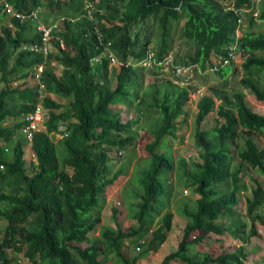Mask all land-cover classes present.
Returning a JSON list of instances; mask_svg holds the SVG:
<instances>
[{"label": "trees", "instance_id": "obj_1", "mask_svg": "<svg viewBox=\"0 0 264 264\" xmlns=\"http://www.w3.org/2000/svg\"><path fill=\"white\" fill-rule=\"evenodd\" d=\"M93 1L0 0V21L10 20L0 27V217L6 222L0 236V264H11L17 254L35 264H138L139 257L162 244L171 228L174 213L168 210L172 198L169 175L173 170L181 187L197 196L194 208L184 204V219L177 222L183 225L181 238L159 264H244L243 243L258 235L257 224L264 226V211L260 210H264V184L257 176H250L253 185L251 195L245 197L246 212L237 208L241 191L247 189L244 176L250 170L264 172V148L250 137L254 132L264 133V114L250 109L244 90L227 91L225 68L232 64L221 66L214 71L221 83L207 86L209 94L196 102L194 143L200 161L180 157L174 164L158 149L165 137L177 136V117L184 113L193 89L175 84L171 77L145 84V76L162 73L158 66H123L116 72L102 54L86 5L92 2L101 9V13L93 11L97 30L124 62L140 60L150 43L155 58L160 59L181 39L188 47L181 62L205 69L213 64L209 60L212 54L226 57L235 44L242 57L238 65L241 86L264 105V33L254 28L257 21H264V0H233L231 7L219 0ZM37 7L64 17V24L53 32V49L45 57L32 49L40 45L36 23L20 22L15 16ZM237 10L247 22L239 38L235 35ZM170 19L177 23L184 19L175 35L167 28ZM96 55L100 58L95 62L91 58ZM42 63L37 83L10 85L34 77L32 69ZM40 82L47 92L41 97ZM132 102L142 115L151 110L149 128L140 125L138 114L123 120L114 109L124 104L132 107ZM37 103L45 111L43 127L28 142L21 131L24 116ZM214 108V125L202 129V121ZM59 125L64 126L62 136L54 140ZM134 127L147 129L151 139L143 148L147 165L135 170L139 188L131 208L125 207L129 220L121 225L124 209L112 205L114 227L102 224L98 235L90 236L101 223L107 188H114L126 173L125 165L113 170V164L133 145ZM26 144L33 157L28 166ZM151 225L154 228L148 230ZM225 231L242 245L215 255L204 249L207 238ZM133 240L139 245L131 258L128 242ZM210 247L222 249L223 242L216 237Z\"/></svg>", "mask_w": 264, "mask_h": 264}, {"label": "rangeland", "instance_id": "obj_2", "mask_svg": "<svg viewBox=\"0 0 264 264\" xmlns=\"http://www.w3.org/2000/svg\"><path fill=\"white\" fill-rule=\"evenodd\" d=\"M219 1L222 3V5L226 7H229V6L231 7L232 2H233V0H219ZM254 1L257 2L256 0ZM254 7H256V5H254ZM46 11H47V18L49 16H52L50 15V10L47 7H46ZM44 14L42 15L43 18H44ZM43 18H41L40 20L41 22L44 23ZM51 18H55V16ZM8 22H10V20L0 21V27L3 24L8 23ZM183 22H184V19H181L178 23L176 22V20L170 19L168 21L167 28L174 30L173 35H175L176 34L175 29L180 28ZM246 26H247V22L245 21V23L243 22L241 29L246 28ZM254 28L257 31L264 33V21H257ZM175 42H177L178 44H176V47L173 50L180 52L181 55L183 56H186L187 55V44L183 42V40L181 39L175 40ZM150 45L152 48L153 43H150ZM241 61H242L241 54L238 53L237 57L234 59V61H232L234 67L235 65H237L236 70H238V72H236V74L231 72L232 71L231 68L230 69L229 67L225 68L226 69L225 75L226 76L228 75L227 76L228 83L226 85L227 91L231 93L233 90H238V89L244 90L246 93L245 101L247 105L250 107V109H252L255 112L264 114V105H262L261 102L256 101L255 98L248 92V90L241 86L239 79L241 78L242 73L238 68V64H240ZM161 74L163 76H168L165 73H161ZM172 76H173V78L171 77L172 81L175 84L176 83L180 84L179 79L175 81V79L179 77H177L175 74H172ZM188 76H189V84L194 90L195 95L191 94L190 101H188L187 104L184 106V113L177 117V127L178 128L175 132L177 136L176 137H172V136L165 137L164 138L165 144L161 148L158 149V151H165L168 157L170 158V160L174 164L177 163L180 157H184L185 159L189 161L188 157L191 156V157H194V159L200 161V150L198 147H196L194 143L195 116L197 112L196 101L200 98L201 95L209 94L207 90V86L213 83L220 84L222 81L215 73L211 71L203 72L202 70L198 68L192 69V71L190 72V74H188ZM12 82L10 83L11 86H13ZM33 84H34V80L30 79V80H27L26 86L29 87ZM1 86H2V83L0 82V87ZM217 103H218V100L216 101V104ZM131 108H134V111H131L128 109L121 110L117 106H114V109H118L119 114L122 116L123 120H127L128 118H131V117L133 118L135 117V113L136 114L139 113L138 106L136 104L133 103V106ZM215 110H216L215 108L211 110L207 114L205 119L202 121L201 123L202 129H210L214 125L215 123L214 117L216 115ZM148 112H149L148 115L147 114L142 115V121L144 122V125L146 128H149V125L152 121L151 110H148ZM156 119H157L156 123L157 122L159 123L160 116L157 115ZM153 123H154V120H153ZM140 125H141V119H140ZM42 127L43 126H41V128ZM135 128L137 129V136L135 137L133 145L127 148L126 150H124L120 154V158H121L120 162L115 161L113 164V170L117 169V167L120 166L121 164L125 165L126 173L124 174V176L120 177L115 187L114 188L112 187L113 189L107 188L106 203L104 204L102 212H101V223L98 224L93 230L89 232L90 236H97L100 231V226L102 224L114 227V223L110 215L112 205H119L122 209H124L121 215L122 219L120 220L121 225L123 223L125 224V221L129 220L128 214H127L128 210H126L125 207H130L129 205L133 201H136V199H134L135 197L134 193L136 189L139 188V185H138L139 174L136 173L135 170L137 167L143 168L147 165L148 154L146 155V152L143 148H144L145 142L151 139V135L148 134L147 129H144L143 127H140V128L134 127V129ZM250 137L255 141V143L258 145L259 148H264V133L254 132L250 134ZM53 138L54 140H57V138H59V135L56 134V136ZM12 141L14 142L15 139H13ZM12 141L10 142V146H12ZM238 142H239V145L243 146V139H239ZM4 146H7V145H4ZM7 155L8 157L11 156L10 153ZM234 157H235V160H237L235 151H234ZM24 159H25L27 166L31 163V159H33L32 153L27 144L25 146ZM251 175L257 176L264 184V172L260 173V172L250 170L248 171V175L244 176L243 179H244L247 189L241 191L242 193L239 197L238 206H237L238 211L241 213L246 212L245 197L251 195L250 189L252 188V185H253V181L250 178ZM161 179L163 180L164 176H162ZM169 180L172 184V198L168 205V210L174 213L172 217V224H171L172 229L170 228L169 232H167L166 234L167 240H164L162 242V245H160L156 250H153L150 253H148L150 258L143 260L142 259L143 256L139 257L137 260V263L158 264L159 259H160V253L168 252L166 248H168L169 243H172V244L173 242L177 243L181 238L182 234L178 232H181L183 225H179L177 224V222L180 221L181 219H184V216L181 214V210L184 207V204L188 203L191 208H194L195 206L194 197L197 196V194L191 193L189 188H187L188 189L187 190L181 187V184H180L181 181L179 180L176 174V170H173L171 172V174L169 175ZM260 210L264 211L263 209H260ZM220 219L224 220L225 218H223V216H220ZM245 220L247 221L248 225L251 223L248 218H246ZM5 225H6L5 220L0 217V236L2 235ZM153 228L154 226L151 225L148 228V230H151ZM257 230H258V235L251 236L245 243H243L244 251L246 253L245 258L243 259L244 264H264V226L257 224ZM210 237L207 238V240H205L203 247L206 250H211V253L214 255L220 253L223 250L224 251L233 250L238 245H242L238 239H233L227 231H225L221 235L215 236L214 234H212V236ZM216 237H219L222 240L223 242L222 249H217V248H212V247L209 248L210 244L214 241V238ZM138 243L139 242L135 240H133L132 242L131 241L128 242L129 254L131 258L138 253V250H137V245H139ZM19 257H20L19 255H16L13 258L12 263H15V260H21V259H17ZM17 264H23V263H17ZM174 264H178V263H174Z\"/></svg>", "mask_w": 264, "mask_h": 264}, {"label": "built area", "instance_id": "obj_3", "mask_svg": "<svg viewBox=\"0 0 264 264\" xmlns=\"http://www.w3.org/2000/svg\"><path fill=\"white\" fill-rule=\"evenodd\" d=\"M254 1V0H253ZM258 1V0H256ZM87 7V16L90 19V21L94 25L95 32L96 34V39H98V44L102 47V54L108 58L110 65L115 66V67H121V66H127L130 62H124L119 60L114 52L111 49V42H103L101 33L98 32L97 30V19L93 16L92 12L93 9L95 8L93 3L90 2L86 5ZM6 9H11L10 6L6 4L5 6ZM37 13L38 9H34L30 11L27 14L23 13H16L15 16L20 19L21 21L30 18V19H37ZM38 29L40 30L41 38H40V45H34L32 49L34 50H40L42 53L47 54L49 52L50 46V38L52 35V27H47V26H42L41 24H38ZM61 47H63V44H61ZM100 58V56L96 55L91 58L93 61H97ZM138 63H141L142 65L148 67V68H153L158 66L157 68L161 71L170 73V74H175L177 77H183L184 74L189 71L191 65L185 66L182 64H176L173 60L172 54H167L164 57L160 59H156L153 55V52L151 51L150 48L147 49L145 56L141 61ZM51 65L54 66L55 63L51 62ZM43 71V66L38 65L37 67L34 68V78L37 80L39 79V75ZM14 84H18V82L14 81ZM39 91H40V97L46 95V90L44 88V85L40 82L39 83ZM45 111L40 105V103H37L33 110L29 111L28 113L25 114L24 118L26 121L25 126L22 128V132L25 134L26 140L30 142L32 138V134L35 130H38L41 128V123L44 117ZM64 129L63 125H59L58 127V133L59 138L62 136L61 132ZM4 150L7 151L8 147L4 146ZM3 165H0L2 167Z\"/></svg>", "mask_w": 264, "mask_h": 264}, {"label": "clouds", "instance_id": "obj_4", "mask_svg": "<svg viewBox=\"0 0 264 264\" xmlns=\"http://www.w3.org/2000/svg\"><path fill=\"white\" fill-rule=\"evenodd\" d=\"M93 1V0H92ZM94 2V1H93ZM35 9H38V13H37V19H30V18H26L27 20H30V21H32V22H35L36 23V28H37V30H38V32L40 33V30L38 29V24H41L42 26H47V27H52L53 29H52V35H51V38H50V43H49V46H50V49H49V52L47 53V54H44V53H42L43 54V56L45 57L46 55H48L51 51H52V42H51V39H52V36H53V32L54 31H56V30H58V29H60V27L64 24V17H56L55 16V18H51V19H49V20H44V23L43 22H41V18H42V15L44 14L43 12H42V8L41 7H37V8H35ZM39 9H40V11H39ZM32 10H34V9H32ZM32 10H30V11H32ZM99 11L100 13L102 12L101 11V9L100 8H94L93 9V11ZM242 10V9H241ZM92 14H93V12H92ZM237 14L239 15V18H238V25H237V29L235 30V35L237 36V38H239L241 35H242V31L243 30H241V26H242V24H243V16L242 15H240L239 14V10H237ZM86 15H87V13H86ZM93 16H94V14H93ZM88 17V16H87ZM95 18H96V16H94ZM18 19V18H17ZM97 19V18H96ZM20 22H22V21H25V19L24 20H20V19H18ZM90 20V19H89ZM60 22H62V23H60ZM91 22V21H90ZM9 25H11V24H9ZM40 38H41V34H40ZM61 44H63V46H64V43H63V41H60V48L61 49H63V47H61ZM111 46H112V43H111ZM176 47V44H174L173 45V48L171 49V51L169 52V53H167V54H172V56H173V60H174V62L176 63V64H182V65H185V66H189V65H191V67H190V69H189V71H187L185 74H184V76L183 77H179V78H177V79H175V81H177L178 79H179V81H180V85H187L188 86V88H190L191 87V85L189 84V76H188V74H190V72L192 71V69H195V68H198V69H200V70H202L203 72L204 71H211V72H213L214 73V71H216V70H219L220 68H221V66H225V65H228L229 63H231L232 64V68L234 67L233 66V63H232V61H234V59L237 57V55H238V53H240L241 54V52H238V51H236V45L235 44H233L232 46H230L229 47V50H228V54H227V56L226 57H224V56H219V57H217V56H215V55H211L210 56V59L209 60H211V62L213 63L212 64V66H210L209 64L207 65V67L205 68V69H201L199 66H198V64L197 63H188V64H184L183 62H181V60H183V59H185L184 58V56L183 55H181V53L180 52H177V51H174L173 49ZM112 48V47H111ZM149 47L147 46V49H148ZM151 49V48H150ZM147 51V50H146ZM41 52V51H40ZM153 52V51H152ZM166 54V55H167ZM187 54H188V47H187ZM153 55H154V53H153ZM187 56V55H186ZM144 57V56H143ZM143 57L140 59V60H138V61H136V62H132V61H127V62H130L127 66H141L142 64L141 63H138L139 61H141L142 59H143ZM155 57V56H154ZM164 57V56H163ZM117 58H118V56H117ZM108 59V58H107ZM119 59V58H118ZM120 60V59H119ZM121 61H123V60H121ZM51 62H54L55 63V61H51ZM45 63V62H44ZM44 63H42V64H40V66H43V69H44ZM108 63H109V60H108ZM239 65V64H238ZM110 66V65H109ZM237 65H235V67H236ZM111 67H115V66H112L111 65ZM121 67H123V66H121ZM126 67V66H125ZM117 68V67H116ZM231 68V69H232ZM237 68V67H236ZM33 70V72H34V69H32ZM159 70V69H158ZM236 70V69H235ZM159 71H161V70H159ZM233 71V70H232ZM231 71V72H232ZM162 73H165V74H167L168 76H170V77H172L173 78V76H172V74H170V73H167V72H164V71H161ZM33 75H34V73H33ZM41 75V74H40ZM30 79H33L34 80V83H37V81L39 80H37L36 78H34V77H32V78H29V79H20V80H16L15 82H18V84H14V81L12 82L13 83V86H16V85H19V86H21V87H23V86H26V83H27V80H30ZM191 89H192V87H191ZM195 92H194V90H192L191 91V94H194ZM46 95H47V93H46ZM195 95V94H194ZM202 96V95H201ZM200 96V97H201ZM198 101V100H197ZM196 101V102H197ZM42 126V125H41Z\"/></svg>", "mask_w": 264, "mask_h": 264}, {"label": "crops", "instance_id": "obj_5", "mask_svg": "<svg viewBox=\"0 0 264 264\" xmlns=\"http://www.w3.org/2000/svg\"><path fill=\"white\" fill-rule=\"evenodd\" d=\"M51 17H54L53 15L52 16H49L48 18H46V20L47 19H49V18H51ZM149 48H151V45H147ZM112 49V48H111ZM112 51L114 52V50L112 49ZM114 54H116L115 52H114ZM117 56V55H116ZM132 61V60H131ZM132 62H135V61H132ZM119 68H121V67H117V68H115V71L117 72L118 70H119ZM162 77H167V78H170L169 76H163L161 73L159 74V75H157V76H155V75H147V76H145V84H147V83H151V82H153V81H158L159 79H161ZM171 79V78H170ZM118 108H120L121 110H131V111H134V108H131V106H127L126 104H124V105H122V106H120V105H118L117 106ZM118 110V109H117ZM137 116V114L135 113V117ZM138 116L140 117V119H141V125L143 126V127H145V125H144V122L142 121V112H139L138 113ZM132 118V117H131ZM134 118V117H133ZM115 187V186H114ZM113 189V188H112ZM172 229V228H171ZM178 229H179V227H178ZM173 232V231H172ZM171 232V233H172ZM178 233H180V234H182V231L181 232H178ZM170 234V233H169ZM165 240H167V237H166V239ZM162 245V244H161ZM176 245H177V243H175V242H173V244L172 243H169V245H168V248H166L167 250H168V252H169V249H173L174 247H176ZM171 249V250H172ZM168 252H164V253H160V259H159V263H160V260H161V258L165 255V254H167ZM8 254L9 255H11L12 254V252L11 251H9L8 252ZM17 255H19L20 257L19 258H17V259H21V260H15V263H11V264H17V263H23V264H35V263H33V262H30V261H28L27 260V258H25L24 256H21V254H17ZM148 258H150L149 257V255H146V256H143V260L144 259H148ZM17 262V263H16ZM137 263V262H136ZM158 263V264H159ZM174 263H178V264H181V263H179L178 261H174L173 262V264ZM138 264H141V263H138ZM146 264H150V263H146Z\"/></svg>", "mask_w": 264, "mask_h": 264}]
</instances>
